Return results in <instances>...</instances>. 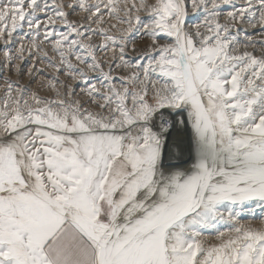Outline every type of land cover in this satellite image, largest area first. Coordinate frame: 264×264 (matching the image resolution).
Instances as JSON below:
<instances>
[{"label":"snow or ice","instance_id":"obj_1","mask_svg":"<svg viewBox=\"0 0 264 264\" xmlns=\"http://www.w3.org/2000/svg\"><path fill=\"white\" fill-rule=\"evenodd\" d=\"M0 45V264H264V0H0Z\"/></svg>","mask_w":264,"mask_h":264},{"label":"rangeland","instance_id":"obj_2","mask_svg":"<svg viewBox=\"0 0 264 264\" xmlns=\"http://www.w3.org/2000/svg\"><path fill=\"white\" fill-rule=\"evenodd\" d=\"M64 2H68V0H64ZM92 3H95L97 2V0H91ZM83 14L79 13V11L77 12H73L70 16V19L72 20H79L81 18ZM142 16H146V14L142 13L141 14ZM105 19H107V17H105ZM195 19H202V17H196V16H193L191 13H190V16H189V24H191V22ZM110 23H115V21H110ZM105 27H108L107 24L104 25ZM93 27H97L96 25H93ZM123 27V26H122ZM26 30V29H25ZM61 31H64L65 29L63 27H61L60 29ZM118 34V33H117ZM96 42H99L100 40V37H95L94 38ZM147 41V38H142V39H137L136 41H134L136 47L138 49H141L143 47V45L146 43ZM24 43L27 45L29 43V41L27 39L24 40ZM18 46V45H17ZM0 47H2V45H0ZM44 47H48L47 44L44 45ZM50 55H51V52H50ZM101 56H103V53H101ZM36 63V67L37 68H43V69H46V73L45 75H39V74H36V81L35 83H31L30 84V87L32 90H35V91H39L41 95H50V93L47 91V89H44V88H41V82H46V79L48 76H51L53 74V70L51 68H47V61H40V62H37V57L33 56L29 59V56H28V53L26 52L25 53V60L23 62L21 61H17V63H20L21 66L23 67L24 69V72H25V75L23 76L22 79H20V83L21 84H25V85H28L29 84V77L27 75V70L32 66L33 63ZM92 75H96V74H92ZM5 77H9L10 79L12 80H17L18 77L16 75V73L14 71L12 72H9L7 70H5L4 68L0 67V92L3 91V88H4V78ZM62 80L65 79L64 76H61L60 77ZM69 83H72V84H76L75 81H69ZM77 92H79V88H77ZM177 130H174L171 134V136H174L175 135V132ZM178 132V131H177ZM179 134V133H178ZM171 136H170V139H171ZM181 139L179 140L181 146H182V149L185 150L187 148V145L185 144V140L186 141H189L188 138H184L182 140V137H180ZM179 144V143H178ZM257 212H259V209H256ZM242 223H245V224H248V223H252L254 225H257L259 226L261 224V220L260 219H251V218H246L244 220L241 221ZM205 239H212V237H205Z\"/></svg>","mask_w":264,"mask_h":264},{"label":"bare ground","instance_id":"obj_3","mask_svg":"<svg viewBox=\"0 0 264 264\" xmlns=\"http://www.w3.org/2000/svg\"><path fill=\"white\" fill-rule=\"evenodd\" d=\"M179 133V134H178ZM180 137H182V140L184 139V138H188V140H189V135H188V133L187 132H180V131H176L175 132V135L174 136H171V139L169 138V141H170V143L171 142H175V143H179V147H180V149H181V151H184L183 149H182V146H181V144H180V142H179V140L181 139ZM185 140V144L186 145H188V141H186V139H184ZM208 237V236H207Z\"/></svg>","mask_w":264,"mask_h":264}]
</instances>
